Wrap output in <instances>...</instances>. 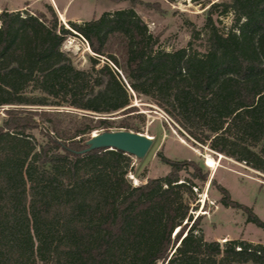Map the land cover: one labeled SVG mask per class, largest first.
<instances>
[{"label": "trees", "instance_id": "obj_1", "mask_svg": "<svg viewBox=\"0 0 264 264\" xmlns=\"http://www.w3.org/2000/svg\"><path fill=\"white\" fill-rule=\"evenodd\" d=\"M46 13L0 10V264H264V245L199 233L190 210L207 172L197 161L162 156L167 173L132 185L121 150L78 152L96 129L140 132L134 93L192 145L264 174V0L209 3L191 29L192 39L203 33L201 50L162 49L133 5L69 28L49 4ZM69 34L93 53L88 67L62 49ZM216 187L223 206L264 228Z\"/></svg>", "mask_w": 264, "mask_h": 264}, {"label": "rangeland", "instance_id": "obj_2", "mask_svg": "<svg viewBox=\"0 0 264 264\" xmlns=\"http://www.w3.org/2000/svg\"><path fill=\"white\" fill-rule=\"evenodd\" d=\"M206 1L212 3L222 0ZM209 3L205 5L193 0H175L171 3L166 0H0V10L5 8L46 13V5L49 4L55 11L59 23L69 28L68 21L82 22L98 17L103 11L133 5L148 30L158 36L162 49L173 50L192 41V47L201 50L203 33L199 38L192 39L191 29H202ZM219 20L218 25L226 29L232 23V15L220 16ZM62 49L70 54L75 66L88 67V56L93 53L81 36L66 35ZM131 104L137 107L138 112L144 114L145 120L140 124V133L153 138L151 147L142 159L129 155L132 170L126 176L132 185L140 184L146 178L159 177L167 173L168 166L162 161V156L172 160L197 161L207 172L201 190L193 188L197 199L190 210L193 218L201 216L199 233L205 240H216L220 244L227 240H246L252 244L264 245V228L247 221V215L243 210L223 206L219 202L221 194L216 187V184L222 185L232 200L249 207L259 219L264 220V174L243 162L219 155L207 146L201 148L192 145L182 130L179 131L167 114L147 97L132 93ZM3 108L0 107V119L4 115ZM122 116L115 113L110 119L117 123ZM109 129L122 128L112 126ZM206 155L216 161L214 169L205 164Z\"/></svg>", "mask_w": 264, "mask_h": 264}, {"label": "water", "instance_id": "obj_3", "mask_svg": "<svg viewBox=\"0 0 264 264\" xmlns=\"http://www.w3.org/2000/svg\"><path fill=\"white\" fill-rule=\"evenodd\" d=\"M153 143V138L129 129H102L93 131L84 141L80 154L94 149H118L136 159H142Z\"/></svg>", "mask_w": 264, "mask_h": 264}, {"label": "bare ground", "instance_id": "obj_4", "mask_svg": "<svg viewBox=\"0 0 264 264\" xmlns=\"http://www.w3.org/2000/svg\"><path fill=\"white\" fill-rule=\"evenodd\" d=\"M221 155V154H219ZM216 161L212 159L209 155L205 156V164L210 167L211 169H214Z\"/></svg>", "mask_w": 264, "mask_h": 264}, {"label": "built area", "instance_id": "obj_5", "mask_svg": "<svg viewBox=\"0 0 264 264\" xmlns=\"http://www.w3.org/2000/svg\"><path fill=\"white\" fill-rule=\"evenodd\" d=\"M86 42V41H85Z\"/></svg>", "mask_w": 264, "mask_h": 264}]
</instances>
